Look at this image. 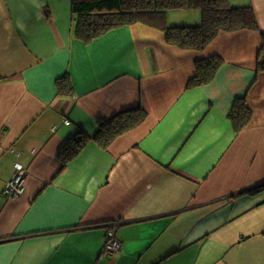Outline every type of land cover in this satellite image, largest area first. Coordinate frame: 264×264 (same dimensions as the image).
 <instances>
[{"label":"crops","instance_id":"1","mask_svg":"<svg viewBox=\"0 0 264 264\" xmlns=\"http://www.w3.org/2000/svg\"><path fill=\"white\" fill-rule=\"evenodd\" d=\"M230 5L252 7L260 31L184 50L144 23L87 44L73 0H0V264H264V0ZM201 21L166 15L168 27ZM215 57L213 79L195 85L197 62ZM139 109L107 149L94 140ZM80 131L90 140L64 163ZM18 166L24 192L8 198ZM109 227L122 243L111 256Z\"/></svg>","mask_w":264,"mask_h":264},{"label":"trees","instance_id":"2","mask_svg":"<svg viewBox=\"0 0 264 264\" xmlns=\"http://www.w3.org/2000/svg\"><path fill=\"white\" fill-rule=\"evenodd\" d=\"M179 9L199 10L201 23L189 27H168L166 15ZM73 10L77 15L75 34L87 44L114 29L136 23L162 29L168 43L184 50H203L221 32L260 31L253 8L231 6L230 0H73ZM220 63L221 59L217 57L197 62L198 75L193 83L207 84L213 79ZM58 88L62 94L71 91L67 77L59 80ZM233 115L242 129L251 120L252 114L240 101L235 105ZM144 119L145 112L139 109L120 114L111 121H103L94 140L107 149L117 137L135 128ZM89 140L90 137L80 131L79 137H73L64 146L59 159L64 163L71 161ZM256 190H264V186Z\"/></svg>","mask_w":264,"mask_h":264},{"label":"built area","instance_id":"3","mask_svg":"<svg viewBox=\"0 0 264 264\" xmlns=\"http://www.w3.org/2000/svg\"><path fill=\"white\" fill-rule=\"evenodd\" d=\"M19 172L17 173L16 177L10 181L5 190L4 195L8 198H15L21 196L24 192V177H25V170L21 169L18 166ZM122 251V243L117 238L116 229L115 227H109L107 232V241L105 244V253L107 255H115L119 254Z\"/></svg>","mask_w":264,"mask_h":264}]
</instances>
